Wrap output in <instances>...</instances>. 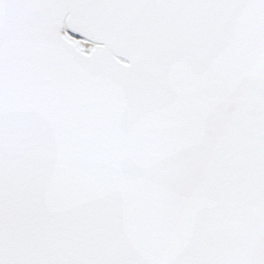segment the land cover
Segmentation results:
<instances>
[{
  "label": "snow or ice",
  "instance_id": "obj_1",
  "mask_svg": "<svg viewBox=\"0 0 264 264\" xmlns=\"http://www.w3.org/2000/svg\"><path fill=\"white\" fill-rule=\"evenodd\" d=\"M0 264H264V0H0Z\"/></svg>",
  "mask_w": 264,
  "mask_h": 264
}]
</instances>
